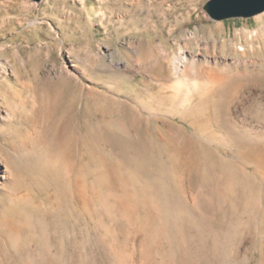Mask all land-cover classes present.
<instances>
[{
  "label": "bare ground",
  "instance_id": "bare-ground-1",
  "mask_svg": "<svg viewBox=\"0 0 264 264\" xmlns=\"http://www.w3.org/2000/svg\"><path fill=\"white\" fill-rule=\"evenodd\" d=\"M238 37L240 57L232 62L162 50L159 59L171 61L173 77L158 76L157 93H134V113L148 117L187 121L213 110L214 128L192 132L178 124L158 135L159 143L176 141V151L125 144L123 134L136 123L111 117L102 121L117 133L109 159L69 157L61 143L67 125L54 132L57 144L42 129L14 146L17 169L0 155L3 181L26 167L55 196L48 205L29 192L8 197L0 212V264H264V87L258 71L239 69L263 64L264 26ZM49 104L57 106L59 97ZM72 136V149L80 148L79 134ZM181 161L191 167L187 189Z\"/></svg>",
  "mask_w": 264,
  "mask_h": 264
},
{
  "label": "rangeland",
  "instance_id": "rangeland-1",
  "mask_svg": "<svg viewBox=\"0 0 264 264\" xmlns=\"http://www.w3.org/2000/svg\"><path fill=\"white\" fill-rule=\"evenodd\" d=\"M206 1L0 0V155L17 169L22 160L14 146L42 129L57 144L54 132L67 125L61 143L68 145L69 157L86 163L97 156L109 159L115 152L111 136L116 132L102 121L111 117L136 123L130 135L123 134L125 144L141 148L140 140L156 152L162 144L163 149H179L173 139L159 143L158 135L173 133L174 125L184 124L192 132L201 125L216 127L212 109L183 121L177 115L134 113L131 102L134 93H157L158 76L173 77L171 61L159 59L162 50L174 55L184 48L198 57L217 56L232 62L240 57L234 52L239 49V32L264 26V20H257L264 11L212 19L203 9ZM223 40L225 45H221ZM213 43L214 51L205 48ZM129 46L137 47V56ZM258 54L264 59V49ZM262 61L239 69L258 71L264 87ZM232 68L237 69L236 65ZM56 96L59 104L50 105ZM74 133L80 136L77 149H72ZM179 167L187 189L191 167L182 161ZM19 168L12 181L0 177V212L8 206V197L20 193L29 192L45 205L55 197L49 196L52 189L33 171ZM258 257L256 252L255 261Z\"/></svg>",
  "mask_w": 264,
  "mask_h": 264
},
{
  "label": "water",
  "instance_id": "water-1",
  "mask_svg": "<svg viewBox=\"0 0 264 264\" xmlns=\"http://www.w3.org/2000/svg\"><path fill=\"white\" fill-rule=\"evenodd\" d=\"M203 9L215 20L249 17L264 11V0H208Z\"/></svg>",
  "mask_w": 264,
  "mask_h": 264
}]
</instances>
